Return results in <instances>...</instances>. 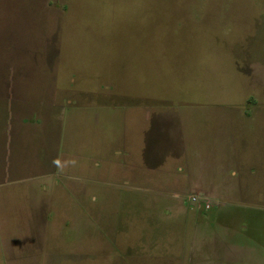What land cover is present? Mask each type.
<instances>
[{"label": "rangeland", "instance_id": "374dc122", "mask_svg": "<svg viewBox=\"0 0 264 264\" xmlns=\"http://www.w3.org/2000/svg\"><path fill=\"white\" fill-rule=\"evenodd\" d=\"M0 264H264V0H0Z\"/></svg>", "mask_w": 264, "mask_h": 264}, {"label": "crops", "instance_id": "0c3cea01", "mask_svg": "<svg viewBox=\"0 0 264 264\" xmlns=\"http://www.w3.org/2000/svg\"><path fill=\"white\" fill-rule=\"evenodd\" d=\"M127 151L129 152L128 149H127ZM130 153H128V154H130ZM123 162H124V164H117V165L114 164V167L120 169L123 166H125L126 168L127 167L129 168L131 173H147L146 170H145L146 169L145 160L142 159L140 156H138L136 158V160H124ZM96 164L97 165H95V166H99V162L97 160H96Z\"/></svg>", "mask_w": 264, "mask_h": 264}]
</instances>
